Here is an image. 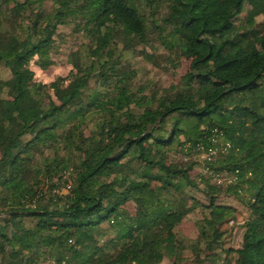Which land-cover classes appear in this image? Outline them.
I'll use <instances>...</instances> for the list:
<instances>
[{"label": "trees", "instance_id": "16d2710c", "mask_svg": "<svg viewBox=\"0 0 264 264\" xmlns=\"http://www.w3.org/2000/svg\"><path fill=\"white\" fill-rule=\"evenodd\" d=\"M162 55L166 86L129 60ZM2 73L0 264H264V0H0Z\"/></svg>", "mask_w": 264, "mask_h": 264}, {"label": "rangeland", "instance_id": "374dc122", "mask_svg": "<svg viewBox=\"0 0 264 264\" xmlns=\"http://www.w3.org/2000/svg\"><path fill=\"white\" fill-rule=\"evenodd\" d=\"M243 16V15H242ZM258 21H262V17H258L257 18ZM60 31H62L65 35H66V44L63 45L61 44L62 48L59 49V51L55 54L54 56V64L53 66H51L50 68H48L47 70H41L39 69L34 62H31L30 64V68L31 71L34 73V78L37 82L46 84L47 86H50L56 78L61 77V78H65L67 77L69 70L71 69V65L69 64V51L70 50H76L78 49V45H79V41L80 39L78 38L77 40V44H75L76 42L72 43V40L76 37H73L70 33V30L68 28H60ZM79 42V43H78ZM147 53L150 55H154V53L147 48L146 49ZM164 55L154 58L153 59V63H155L159 69L155 70L153 69L150 65H148L147 63L143 62L142 59L138 58L136 60H133L132 57H129V60L131 61V64L135 67L136 71L138 72V77L140 78L143 74L145 75V79L144 81L147 84H152V82L154 83H158L161 84L163 86L168 85V83L170 82H174L177 81L179 79V77H182L185 72L188 70L189 68V61L185 60V58H178L176 57V59H178L177 61V67L174 68V70H172L170 72V74H164L165 70H168V63L166 60H164ZM174 73H176L174 76ZM2 78L7 76V73H2L0 75ZM182 139V138H181ZM197 156L194 157L195 160L197 159H202L199 158V156L196 158ZM179 160V159H178ZM188 161L191 162L192 159L191 158H184V162ZM199 163V162H198ZM202 172V170L200 169V167H195L194 170L192 171V176L193 177H197L200 175V173ZM57 181H54V183H56ZM60 185V184H58ZM44 186H47L49 190L50 186L49 184H45ZM61 192V191H60ZM49 194L47 192V196L45 198L49 199ZM227 203H230L231 205L234 204L233 201L227 200ZM125 208L131 212L134 213V211L132 210L133 208L129 205H126ZM243 214L240 212V210L236 211V218L233 222H230L229 224H227L226 228H227V244L234 249H237L239 247V244L241 242V236H242V228L241 225L244 223L243 220ZM178 235L180 238H189V239H194L197 236V231L194 227L193 221L189 220V222L184 223L179 229H178Z\"/></svg>", "mask_w": 264, "mask_h": 264}, {"label": "built area", "instance_id": "2783aa9c", "mask_svg": "<svg viewBox=\"0 0 264 264\" xmlns=\"http://www.w3.org/2000/svg\"><path fill=\"white\" fill-rule=\"evenodd\" d=\"M212 142L216 144V140L213 138ZM188 146H185V148H187ZM200 151H202L203 153V158L205 159H209L216 151V149L214 148H209L207 150H205L203 147H199ZM218 182H220V180H218ZM230 182V180L228 181ZM69 189V185L65 186L62 190H53L52 193H49L48 188L46 186L41 187L40 188V192L39 196H47V192L49 194V196H52L53 194H57V195H61V194H66L67 190ZM61 191V192H60Z\"/></svg>", "mask_w": 264, "mask_h": 264}]
</instances>
